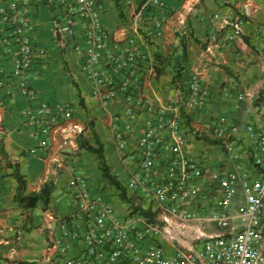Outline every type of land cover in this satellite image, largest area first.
<instances>
[{"label": "built area", "instance_id": "built-area-1", "mask_svg": "<svg viewBox=\"0 0 264 264\" xmlns=\"http://www.w3.org/2000/svg\"><path fill=\"white\" fill-rule=\"evenodd\" d=\"M36 2L0 0V56L5 49L11 51L9 77L19 78L20 92L31 100L37 94L30 81L39 76L37 67L48 58L47 49L25 33L34 24ZM46 5L53 12L57 34L75 37L80 28L76 41L81 69L102 105L109 107L119 98L130 104L113 115L112 129L128 170L127 193L133 199L122 213L95 189L92 179L74 174L69 184L73 214L48 213L60 229L49 246L54 252L47 255L48 262L55 258L60 264H264V118L242 123L227 116H208L199 126H190L187 117L203 110L209 99L198 75H192L178 98L150 100L136 90L144 61L138 40L130 36L123 43L113 36L103 18L102 0H46ZM141 8L152 13L156 28L163 24L165 1L145 0ZM242 34L240 19L226 39ZM225 92L235 91L226 88ZM235 94L238 101L251 97L243 91ZM23 116V125L37 141L30 149L33 153L47 149L55 132L63 136L62 148L82 133L72 123L76 108L69 102L43 101L26 109ZM192 137L221 143L243 140L251 168L240 164L225 172L208 169L200 156L187 150ZM238 183L246 208L231 215ZM235 218L241 221L236 223ZM67 238L80 247L77 255L69 254Z\"/></svg>", "mask_w": 264, "mask_h": 264}, {"label": "crops", "instance_id": "crops-1", "mask_svg": "<svg viewBox=\"0 0 264 264\" xmlns=\"http://www.w3.org/2000/svg\"><path fill=\"white\" fill-rule=\"evenodd\" d=\"M144 1L131 0L128 4V0H102L103 18L113 36L123 43L135 36L144 53L137 73V92L153 101L176 99L196 74L204 81L209 99L203 110L187 117L190 126H199L208 116L260 122L264 118V0H163L167 12L157 28L152 13L141 8ZM32 18L34 24L25 33L48 52V58L37 67L39 76L30 81L37 94L34 100L20 92L19 78L9 77L11 51L5 49L0 56V68L4 69L0 74V264H60L55 258L52 263L47 259L54 252L49 248L52 240L60 235L58 224L49 219V210L59 217L73 214L69 184L74 174L89 177L99 190L107 183L98 154L82 147V139L96 144V134L104 144L112 173L122 183L128 178L117 151L112 117L126 111L129 102L119 98L109 107L102 105L95 86L81 69L76 41L79 27L75 37L57 34L46 0H37ZM240 19L244 34L228 41V31ZM226 88L248 92L251 97L238 101L235 92L227 93ZM43 101L74 104L72 123L82 128V133L72 145L62 148L63 136L55 132L47 149L33 153L30 149L37 141L23 125V112ZM187 150L200 156L210 170L225 172L240 164L251 168L248 145L241 139L215 144L192 137ZM17 173L25 181L24 195L38 193L46 182H54L47 208L41 201L29 207L20 200ZM103 197L122 213L127 212L129 203L121 197L119 201H112L109 195ZM229 213L240 214H233L232 208ZM67 241L71 244L69 254L77 255L80 247ZM167 247L173 254V248Z\"/></svg>", "mask_w": 264, "mask_h": 264}, {"label": "trees", "instance_id": "trees-1", "mask_svg": "<svg viewBox=\"0 0 264 264\" xmlns=\"http://www.w3.org/2000/svg\"><path fill=\"white\" fill-rule=\"evenodd\" d=\"M158 73L162 72V70L158 69ZM95 142L96 144H92L90 141L86 139H82L81 146L87 150L93 151L98 154L99 158V165L101 170L103 171L104 178L106 179L107 183L112 187H115L120 192V197L124 202L133 204V199L128 196L127 189L125 185L121 182L119 177L116 174L112 173L111 166L107 162V158L104 151V144L100 141L99 137L95 134ZM212 143H220L219 140H213ZM17 178L20 182V200L25 202L29 207H34L37 205L39 201L43 202L44 208L48 207V203L50 201V195L54 188V182L48 181L46 182L43 187L41 188L40 192L32 194V195H24V186L25 181L21 174L17 173ZM138 209V207H136ZM144 213L148 211L142 209Z\"/></svg>", "mask_w": 264, "mask_h": 264}, {"label": "rangeland", "instance_id": "rangeland-1", "mask_svg": "<svg viewBox=\"0 0 264 264\" xmlns=\"http://www.w3.org/2000/svg\"><path fill=\"white\" fill-rule=\"evenodd\" d=\"M94 184H95V189H97L98 188L97 184L95 182H94ZM123 184L126 187L127 179H125V181L123 180ZM105 186L106 187L102 186V190L101 189L99 190V188H98V191H100L102 193V195H109L110 198L112 199V201H119L120 196L118 195V192L116 191V189L113 188L111 185H108V183H105ZM245 205H246L245 193H244V190L242 188V185L240 183H238L236 185L235 195L233 196V199H232V207L231 208H232L233 214L243 212L245 210Z\"/></svg>", "mask_w": 264, "mask_h": 264}]
</instances>
